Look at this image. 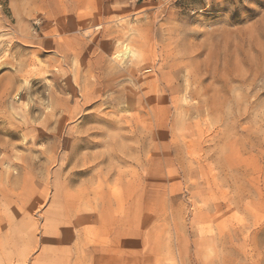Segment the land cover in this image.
<instances>
[{
	"label": "rangeland",
	"instance_id": "rangeland-1",
	"mask_svg": "<svg viewBox=\"0 0 264 264\" xmlns=\"http://www.w3.org/2000/svg\"><path fill=\"white\" fill-rule=\"evenodd\" d=\"M0 264H264V0H0Z\"/></svg>",
	"mask_w": 264,
	"mask_h": 264
}]
</instances>
